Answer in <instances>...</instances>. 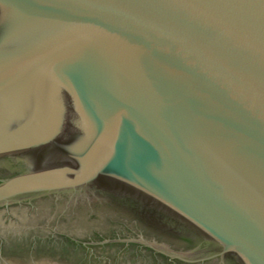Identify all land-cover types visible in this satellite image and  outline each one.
Masks as SVG:
<instances>
[{
    "label": "water",
    "instance_id": "water-1",
    "mask_svg": "<svg viewBox=\"0 0 264 264\" xmlns=\"http://www.w3.org/2000/svg\"><path fill=\"white\" fill-rule=\"evenodd\" d=\"M3 163L69 235L264 264V0H0Z\"/></svg>",
    "mask_w": 264,
    "mask_h": 264
},
{
    "label": "flooded vegetation",
    "instance_id": "flooded-vegetation-1",
    "mask_svg": "<svg viewBox=\"0 0 264 264\" xmlns=\"http://www.w3.org/2000/svg\"><path fill=\"white\" fill-rule=\"evenodd\" d=\"M11 169L9 163L0 165V179ZM49 219L42 218L35 201L0 205V264H185L137 242L106 240L149 235L123 221L109 230L69 235ZM165 235L180 245L188 242L183 235Z\"/></svg>",
    "mask_w": 264,
    "mask_h": 264
}]
</instances>
